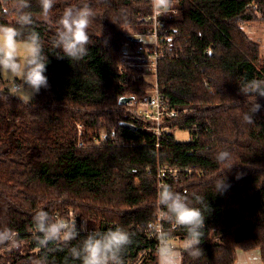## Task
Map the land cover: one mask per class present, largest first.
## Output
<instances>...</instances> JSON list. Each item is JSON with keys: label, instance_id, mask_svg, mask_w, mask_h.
Returning a JSON list of instances; mask_svg holds the SVG:
<instances>
[{"label": "trees", "instance_id": "trees-1", "mask_svg": "<svg viewBox=\"0 0 264 264\" xmlns=\"http://www.w3.org/2000/svg\"><path fill=\"white\" fill-rule=\"evenodd\" d=\"M28 2L33 24L20 30L39 33L49 87L30 104L0 87V230H12L18 241L0 244V264L42 258L47 264H81L68 248L79 246L87 232L116 227L133 234L124 264H157L147 225L160 211L161 183L186 194L206 217L203 255L182 252L181 264H234L238 250H259L264 262V98H256L261 108L247 125L241 113L251 112L254 99L239 88L264 79L259 44L243 28L264 23V0H180L175 13L163 15L160 44L168 51L158 62L156 83L168 109L178 112L163 118L159 148L151 122L136 116L150 83L132 78L143 71L133 59L139 43L128 38L149 27L151 0H55L48 16L38 0ZM14 4L0 0V24L19 27ZM84 4L95 12L88 55L58 58L63 54L53 37L59 18L66 7ZM120 97L132 100L119 105ZM177 129L188 132L186 142L175 139ZM112 138L125 145L95 142ZM222 150L232 154L227 163L215 158ZM223 175L230 187L219 194L215 182ZM40 210L53 219L75 217L77 229L86 224L87 231L67 244L38 248L33 217ZM163 226L182 243L183 228Z\"/></svg>", "mask_w": 264, "mask_h": 264}, {"label": "clouds", "instance_id": "clouds-1", "mask_svg": "<svg viewBox=\"0 0 264 264\" xmlns=\"http://www.w3.org/2000/svg\"><path fill=\"white\" fill-rule=\"evenodd\" d=\"M38 2L43 15L48 16L55 0H38ZM152 5L157 11L166 10L171 7V0H152ZM14 7L16 25L19 27L0 24V74L11 82L12 95L30 104L41 89L49 87L45 75L48 60L43 54L39 33L33 29L25 36L20 30L33 24L31 13L25 11L30 7L28 0H15ZM94 16L95 12L88 4L68 6L64 9L53 37V47L63 54L58 58L66 57L72 61H79L88 55L90 42L88 28ZM239 88L243 95L254 99L251 112L241 113L243 123L253 125V114L261 108L255 100L257 97L264 98V79L247 80ZM231 155L229 151L222 150L216 153L215 158L218 163H227ZM229 187L224 175L215 182L216 193L223 194ZM195 199L198 203L204 204V197L196 196ZM157 202L161 220L173 228H183L186 233L182 241V250H178L169 243L173 239L171 232L165 230L161 224L157 234L158 264H181L182 252L195 257L203 255L199 245L204 235L206 217L201 209L190 206L189 197L174 191L167 183L160 184ZM205 207L208 208L207 204ZM33 222L37 233L35 240L38 248L41 249L52 242L67 244L75 240L81 231H87L86 224L78 230L74 218L53 219L43 210L34 215ZM147 228L152 230V225L148 224ZM132 236L133 234L123 227L104 232L90 231L79 246L68 248V254L81 264H124L123 254L133 243ZM5 243L18 244L16 234L10 229L0 230V244ZM36 264H47V259H39ZM256 264H260L258 258Z\"/></svg>", "mask_w": 264, "mask_h": 264}, {"label": "built area", "instance_id": "built-area-1", "mask_svg": "<svg viewBox=\"0 0 264 264\" xmlns=\"http://www.w3.org/2000/svg\"><path fill=\"white\" fill-rule=\"evenodd\" d=\"M180 0H171V7L166 10L157 11L153 5L152 10L149 15L146 16V21L149 23V27L146 28L142 33L130 35L128 38L135 39L138 38L137 41L139 44L133 50L134 53V63L136 67H140L143 72H136L132 75L134 80H138L141 77L144 78L146 81L150 83V86L146 90L145 99L137 104L136 116L143 121H150L152 127L151 132L154 135L156 140V146L159 148V140L166 130V127L162 125V120L164 117L173 118L177 115L176 109H168L167 105L164 103L161 95L159 93V89L157 86V68L158 62L162 59L168 49H163L160 44V34L159 31L163 27L162 18L165 13L173 12L175 13L176 8L175 5L178 4ZM152 2V0H151ZM167 32V30H165ZM126 48V46H125ZM130 102V101H129ZM121 123H125L126 121L121 120ZM78 131L80 132L81 126L77 124ZM145 126L140 127V130H144ZM95 142L98 145H119L124 146L125 143L123 140L117 141L116 139H111L109 142H101L100 140L96 139ZM78 146L82 147L83 143L78 142ZM173 173H177V170L171 171ZM158 177L163 179L164 170L162 168L159 169ZM73 217V215H71ZM75 218V217H73ZM163 224L159 213L157 214L156 221L152 224V230H149L150 234L149 237L155 242V251L157 254V247H158V238L157 234L160 230V226ZM164 227V226H163ZM170 229H177L173 228L170 225ZM169 243L176 248V243L172 239Z\"/></svg>", "mask_w": 264, "mask_h": 264}, {"label": "rangeland", "instance_id": "rangeland-1", "mask_svg": "<svg viewBox=\"0 0 264 264\" xmlns=\"http://www.w3.org/2000/svg\"><path fill=\"white\" fill-rule=\"evenodd\" d=\"M243 28L244 30L247 31L250 39H252V41H255L259 44L260 55L264 57V23H249L243 25ZM0 86L2 87L7 86L11 91V82L3 74H1ZM174 137L178 142H186L189 138V135L186 130L177 129L174 131ZM69 216H71V214L68 215V217ZM143 262H145V260L142 262L140 261V264H144Z\"/></svg>", "mask_w": 264, "mask_h": 264}, {"label": "crops", "instance_id": "crops-1", "mask_svg": "<svg viewBox=\"0 0 264 264\" xmlns=\"http://www.w3.org/2000/svg\"><path fill=\"white\" fill-rule=\"evenodd\" d=\"M5 87L8 88L7 86ZM175 243L177 249H179V246H182V243H177V241ZM236 253H237L236 260L234 264H256V258L259 259L260 264H264L259 250H248V251L238 250ZM157 264H158V258H157Z\"/></svg>", "mask_w": 264, "mask_h": 264}, {"label": "water", "instance_id": "water-1", "mask_svg": "<svg viewBox=\"0 0 264 264\" xmlns=\"http://www.w3.org/2000/svg\"><path fill=\"white\" fill-rule=\"evenodd\" d=\"M134 40H135V41H139L138 38H135ZM131 100H132L131 97H120L119 100H118V104H119V105H124V104H127V103H128L129 101H131ZM122 124H123V126H125V127H127V128H130V129H132V130L135 129V127H134L133 125L129 124V123H122Z\"/></svg>", "mask_w": 264, "mask_h": 264}]
</instances>
